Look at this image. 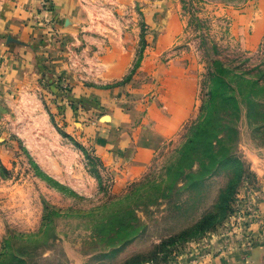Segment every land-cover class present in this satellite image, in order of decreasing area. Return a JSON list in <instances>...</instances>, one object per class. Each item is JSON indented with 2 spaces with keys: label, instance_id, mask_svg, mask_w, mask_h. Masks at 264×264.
Segmentation results:
<instances>
[{
  "label": "rangeland",
  "instance_id": "1",
  "mask_svg": "<svg viewBox=\"0 0 264 264\" xmlns=\"http://www.w3.org/2000/svg\"><path fill=\"white\" fill-rule=\"evenodd\" d=\"M81 4L63 73L0 113V264H164L250 213L263 221L264 0ZM114 45L132 52L126 72ZM175 58L197 80L193 113L143 169L106 165L103 129L144 115ZM211 59L234 72L193 136Z\"/></svg>",
  "mask_w": 264,
  "mask_h": 264
},
{
  "label": "crops",
  "instance_id": "2",
  "mask_svg": "<svg viewBox=\"0 0 264 264\" xmlns=\"http://www.w3.org/2000/svg\"><path fill=\"white\" fill-rule=\"evenodd\" d=\"M46 1L51 9L42 11V0H0V113L11 95L35 85L39 75L53 80L63 73L57 69L55 75L53 68L64 63L73 40L70 26L81 21L78 13L82 4L81 0ZM45 18L54 26L47 27ZM120 46L109 47V56L122 58L114 70L126 72L132 52ZM179 60L172 59L162 72L161 90L142 118H136L135 111L123 112L112 117L108 128L103 129L106 132L98 147L106 165L122 166L127 172L143 169L191 116L197 80L183 77ZM259 217V213L248 214L247 224L244 220L238 224L240 229L228 228L193 243L169 264H264V220Z\"/></svg>",
  "mask_w": 264,
  "mask_h": 264
},
{
  "label": "trees",
  "instance_id": "3",
  "mask_svg": "<svg viewBox=\"0 0 264 264\" xmlns=\"http://www.w3.org/2000/svg\"><path fill=\"white\" fill-rule=\"evenodd\" d=\"M233 72H234L233 68L229 65H226L221 60L211 59V65L208 68V72L205 80L208 89L202 99L203 103L201 105V118L198 124L191 127V130L192 131L194 130L193 136L198 134V130H200V128L202 129L206 126V122L212 112V103L214 99L216 97L226 96V89L228 86L227 79L230 78L227 76H229V74ZM174 259L175 258L168 260L167 263L168 264L171 263Z\"/></svg>",
  "mask_w": 264,
  "mask_h": 264
},
{
  "label": "built area",
  "instance_id": "4",
  "mask_svg": "<svg viewBox=\"0 0 264 264\" xmlns=\"http://www.w3.org/2000/svg\"><path fill=\"white\" fill-rule=\"evenodd\" d=\"M50 7H51V3L50 2H48L46 0H42V3H41V9H42V11H44V10L47 11V10L50 9ZM35 16L38 17V15H35ZM43 21L46 23V26L52 25L50 19L45 18V20H43ZM233 227L236 228L235 224L233 225Z\"/></svg>",
  "mask_w": 264,
  "mask_h": 264
},
{
  "label": "water",
  "instance_id": "5",
  "mask_svg": "<svg viewBox=\"0 0 264 264\" xmlns=\"http://www.w3.org/2000/svg\"><path fill=\"white\" fill-rule=\"evenodd\" d=\"M104 118L108 119V117H107V116H105Z\"/></svg>",
  "mask_w": 264,
  "mask_h": 264
}]
</instances>
